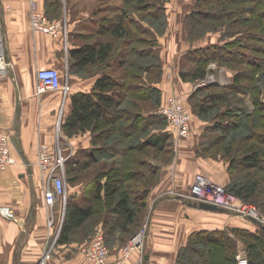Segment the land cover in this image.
I'll return each instance as SVG.
<instances>
[{
	"label": "trees",
	"instance_id": "trees-1",
	"mask_svg": "<svg viewBox=\"0 0 264 264\" xmlns=\"http://www.w3.org/2000/svg\"><path fill=\"white\" fill-rule=\"evenodd\" d=\"M111 1L104 2L100 11L94 12L100 19L92 30L94 42L72 52L70 73H99L107 67L109 71L101 74L91 92L72 97L70 93L68 97L72 98L73 109L63 120L64 133L69 138L90 133L92 144L91 148L77 151L70 159L72 165L68 170L73 175L70 180L84 177L88 171L98 173L94 177L88 176L92 182L86 204L68 201L57 246L72 244L82 235L91 237L98 225L109 250L123 237L122 234L135 235L143 226L150 194L157 186L151 179L157 166L155 162L148 163L143 156H155L171 148L174 152L173 135L165 128L167 119L158 113L165 95L158 86L165 75L160 43L151 33V27L143 25L148 16L153 24L158 21L165 29L167 19L161 15L163 11H148L155 8L157 0H114L116 4ZM117 1H121V6ZM259 1L263 0H199L196 10L185 17L189 43L192 44L193 33L204 36L209 31L221 32L216 29L218 26L224 28L217 44L191 50V61L183 63L180 78L194 83L192 97L203 94L197 114L203 120L214 122L208 130L215 133L219 143L225 142L227 154L231 158L235 154L242 155L244 167L238 170L240 173L245 167L253 168L264 161V104L260 101L263 90L259 87L264 72V1ZM205 2L209 8L219 7L218 12L213 15L210 11H202ZM213 62L248 68L238 70L235 67L237 74L228 87H220L214 82L196 88L197 82L213 73L209 69ZM247 89L253 94L260 112L242 118V121L250 118L248 123H232L234 131L243 125L247 134L233 133L226 140L232 127L220 125L219 120L226 115L221 109L241 108L233 96ZM219 132L222 136L217 135ZM254 139L260 146L258 142L257 145L247 143ZM236 143L238 149L234 153ZM144 166L149 168V173L143 170ZM226 190L264 211V178L246 172L235 178L233 186ZM90 225L94 230H88ZM234 234L247 238L249 264H264V249L258 244L259 238H264V226H260L259 233L254 235L242 231ZM203 243L195 242L191 254L186 258V254H182L177 264H215L219 258L222 264H237L233 240L228 238L220 242L208 238Z\"/></svg>",
	"mask_w": 264,
	"mask_h": 264
},
{
	"label": "crops",
	"instance_id": "crops-1",
	"mask_svg": "<svg viewBox=\"0 0 264 264\" xmlns=\"http://www.w3.org/2000/svg\"><path fill=\"white\" fill-rule=\"evenodd\" d=\"M94 12L42 11L49 22L60 25L57 35H52L32 29L29 0H0L4 66L0 71V131L11 136V152L15 159L14 165L0 171V206L8 205L13 209V218L0 216V264H39L52 246L48 264L83 263L81 250L68 245L57 246V230L52 236L39 153L55 148L57 121L71 114V97L91 92L101 74L109 71L107 67L85 76L70 73L72 52L88 45L93 28L98 26L100 19ZM44 68L57 69L70 82L71 97L65 104L60 92L37 93V74ZM163 84L166 85L164 80L161 86ZM192 91L193 86L186 87V93ZM195 125L194 133L198 124H194V128ZM68 141L74 153L92 147L90 133L75 135ZM163 177L165 180L150 194L146 221L137 232L147 227L143 264H177L182 254H186L185 258L191 254L195 242L203 241L204 245L208 238L220 242L228 238L233 240L236 255L241 248L246 249V237L234 232L254 235L255 224L219 211L201 209L187 199L173 200L170 195L177 194L175 192L190 194L193 182L182 184L171 173ZM60 247L66 251L60 258H54ZM121 249H110L111 259L117 258ZM219 260L214 261L215 264H222Z\"/></svg>",
	"mask_w": 264,
	"mask_h": 264
},
{
	"label": "rangeland",
	"instance_id": "rangeland-1",
	"mask_svg": "<svg viewBox=\"0 0 264 264\" xmlns=\"http://www.w3.org/2000/svg\"><path fill=\"white\" fill-rule=\"evenodd\" d=\"M108 0H44L39 3V7L41 11H100L101 6H103L104 2H107ZM154 0H151V2ZM199 0H157L156 6H154V9H150L148 11H163L161 12V15H165L167 22V30L166 33L164 32V27H160L158 25V21H156L155 24L152 22L151 18L148 16H145L144 21V27H151V33L157 36L160 48H161V57L163 60V66L165 75L162 79V82L158 85L159 87H162V91L164 92L163 101L161 100V108L168 104V101L170 97H173L174 95L181 96L180 101L182 104L189 108L191 113L193 114V130L192 133L185 138H179L176 135L173 134L169 121L166 120V130L170 133H172V146L173 151L171 149L165 150V152H161L158 155L155 156H146L144 155L143 158L148 161V163L155 162L154 164L157 166V171H155L156 174H153L152 180L155 185H159L164 181L165 173H171L172 175L176 176L177 179L182 184H189L193 182V185L195 183V179L198 175H203L204 177L209 178L211 181L222 185L225 189L227 187L233 186V181L238 176L241 177V175L245 174L246 172H253L257 176H259L261 179L264 178V161L261 162L259 165L253 167V168H247L245 167V170H241L244 165H242V155L235 154L234 157H230L229 154H227L225 147V142L219 143L217 139L215 138V133L212 131H209L208 129L213 126V123L211 120H203L200 118L197 114L198 109V103L199 101H202V95H198L196 97H192L191 95L194 91H192L191 94L186 93V87H192L194 83H187L184 82L180 78V70L183 67V63H189L191 61L190 54L191 50L197 49V48H206L208 46L217 44L221 38V35H223L224 28L223 26H218L216 29L221 30V32L217 31H209L204 36H202L203 33H193L192 35L194 37H191L193 39V44L189 43V36L188 31L185 23V17L189 15L192 11L196 10L197 3ZM238 2L244 1V0H237ZM264 1V0H263ZM263 1H259L263 3ZM150 2V0H149ZM57 4L56 6H53L54 4ZM111 3H115L114 0L111 1ZM117 5L121 6L119 3L121 1H117ZM116 4V3H115ZM113 4V6L115 5ZM30 5V4H29ZM208 9V10H207ZM219 7L216 8H209L206 4V2L203 4L202 11H210L211 13L216 14L218 12L217 10ZM246 13V11H244ZM247 13V17H248ZM113 14L111 15V17ZM251 16V15H250ZM240 16L236 17L239 18ZM252 17V16H251ZM162 22H164V17L161 19ZM219 23V22H218ZM228 23V22H227ZM153 26H151V25ZM227 29V28H226ZM150 30V29H149ZM164 32V34H162ZM200 32V30H199ZM230 41V40H229ZM94 42V38H91L87 41V44H90ZM192 66V65H191ZM232 67V69H231ZM226 66V65H219L216 62H213L210 64L209 69L213 72L211 75L212 81L218 83L220 87H228V85H232L234 82V78L237 74V71L235 67H238V70L248 68V66ZM67 74L68 70L66 71ZM86 73H80V75L85 76ZM163 80L166 82V85L161 84L163 83ZM199 83V82H197ZM247 83H245L246 85ZM198 85V84H197ZM259 87L263 90V94L261 95V102L264 104V72L261 76V83L259 84ZM170 88L171 90H168ZM213 89V88H212ZM196 90V88H194ZM184 92V94H180ZM208 92L205 93H209ZM186 93V94H185ZM236 101H239V104L241 108H222V113L225 112L224 117L219 120L220 125L223 127H226L225 125H229L230 127L233 126L232 123L235 124H243L248 123L249 119L246 121H242L243 119L248 118V114L250 116L257 114L260 112L259 105L256 104V101L254 99L253 94L251 92H248L247 90H244L243 92L239 94H235L233 96ZM255 101V103H254ZM160 108V109H161ZM246 116V117H245ZM60 122V123H59ZM194 124H198L197 131L196 125L194 128ZM64 122L62 119L57 121V136H56V144L55 151H61L62 155L65 158H68V161H66L67 165V201H66V207L68 201L71 203L77 202L78 204H86V197L88 194L89 186L91 185L92 178L95 176V173H98L97 171H88L84 173V177L79 176L75 179V181L71 182V178L73 175L69 172V167L72 165V162H70L71 158L76 155L74 153V150L71 149V147L68 145L70 143L68 139H72L73 137H67V135L64 133L63 130ZM242 128L235 129L232 127L231 130L226 136V140L231 137V134L237 133L239 136L240 134L246 135L247 131L243 129V125H241ZM229 128V127H228ZM234 131V132H233ZM217 135L222 136V134L219 132ZM67 138H66V137ZM67 139V140H66ZM224 139V138H223ZM224 141V140H222ZM219 144H217V143ZM257 140H251L247 141L249 144H256ZM171 143V142H170ZM215 143V144H214ZM238 146H239V142ZM237 143L235 144V150L234 153H237L238 146ZM258 146H260V142H258ZM170 146V145H169ZM237 146V147H236ZM71 149V151H70ZM242 150V149H241ZM240 151V150H239ZM71 153V154H70ZM243 153V150L241 151ZM67 156V157H66ZM236 159V160H235ZM143 170L146 173H149V168L144 166ZM150 171V170H149ZM152 173V172H151ZM239 173V175L237 174ZM250 174V173H248ZM88 176H91L90 178ZM150 177V176H149ZM148 178V176H147ZM192 191V190H191ZM177 194L170 195L173 200L174 199H187V201H190L192 203L199 204L197 199L193 198L192 194H181L179 192H175ZM183 196L187 197L184 198ZM264 197V194H262ZM242 201V200H241ZM243 202V201H242ZM243 205L246 206H252L255 207L258 213L264 217V211L261 210L260 207H256L254 204H246L243 202ZM65 205L63 204L62 200H59V202L56 204L54 208L53 215L56 216L57 223L52 227L51 230L52 236H54V233L56 230H58L61 225V217L64 213V219H65V213L66 209ZM249 208V209H248ZM246 207L244 210V213L248 210H250V207ZM220 213H222L225 216H231V217H240L244 220H247L250 223L255 224L257 227V231L255 233H259L260 226L257 223H254L249 216H244L239 211L232 210V209H224L221 208L219 210ZM245 213V215H246ZM248 214V213H247ZM146 221V215L144 217V222ZM64 224V221H63ZM63 226V225H62ZM99 226V225H98ZM94 228L90 225L88 230H94V233L91 237L85 238L83 235L79 236L80 238L73 242L72 244H69L68 247H72L74 250H81L83 246L87 245L92 238L99 232L101 229L99 227ZM57 227V228H55ZM140 227H137L139 229ZM135 229V228H134ZM136 229V231H137ZM140 230V229H139ZM135 233V232H134ZM137 233H135L136 235ZM132 234H122V238L118 241H115L116 248L121 249L126 244L130 242V240L135 236ZM263 234L261 233L260 236ZM132 236V237H131ZM258 244L262 249H264V238H259ZM111 249V248H110ZM113 249V248H112ZM58 253L54 255V258L58 257L60 258V254L64 253L66 251V248L60 247L58 249ZM240 252H246V249H242ZM218 262V261H217ZM220 263V260H219Z\"/></svg>",
	"mask_w": 264,
	"mask_h": 264
},
{
	"label": "built area",
	"instance_id": "built-area-1",
	"mask_svg": "<svg viewBox=\"0 0 264 264\" xmlns=\"http://www.w3.org/2000/svg\"><path fill=\"white\" fill-rule=\"evenodd\" d=\"M44 0H29L31 11V26L34 31H44L57 35L60 25L49 22V19L42 13L39 3ZM3 48L0 37V71L4 70ZM209 74L206 79L199 81L198 87H203L214 83ZM68 77V76H67ZM38 84L37 93L43 94L47 91L60 92L63 98V104L66 103L72 87L70 82L55 68L40 69L37 74ZM181 96L174 95L170 97L168 104L159 110V114L164 116L170 124L174 135L179 138L188 137L193 130V114L189 108H186L180 101ZM61 119V117H60ZM59 119V120H60ZM60 123V122H59ZM61 151L55 149H45L39 153V166L43 175L44 196L49 212V227L55 225L56 216L53 215L54 208L59 200H62L66 209L67 201V177L66 161ZM15 164V159L11 152V136L0 131V171L7 169ZM198 202H205L217 206L219 209H232L244 213V209L250 207L244 216L256 220L264 226V217L258 213L255 207L243 205V202L227 191L222 185H219L203 175H198L192 187L191 193ZM249 209V208H248ZM0 216L5 219L13 218V209L8 205L0 206ZM64 221V213L61 217V227L57 230L59 236ZM147 227L145 226L137 233L128 244L119 252V256L111 259V252L105 242L102 231H99L92 240L81 249L83 256L82 264H143V247ZM58 238V237H57ZM54 246L50 247L43 255L39 264H48L52 258ZM241 251V250H240ZM238 252L236 255L237 264H249L246 252ZM138 254L137 256H135Z\"/></svg>",
	"mask_w": 264,
	"mask_h": 264
},
{
	"label": "water",
	"instance_id": "water-1",
	"mask_svg": "<svg viewBox=\"0 0 264 264\" xmlns=\"http://www.w3.org/2000/svg\"><path fill=\"white\" fill-rule=\"evenodd\" d=\"M212 84V83H211ZM198 86H196L197 88ZM197 206H199L201 209H205V210H211V211H219L220 209L215 206V205H212V204H208V203H205V202H200L199 204H196ZM252 221L254 223H257L259 226H262L259 222H257L256 220L252 219Z\"/></svg>",
	"mask_w": 264,
	"mask_h": 264
}]
</instances>
